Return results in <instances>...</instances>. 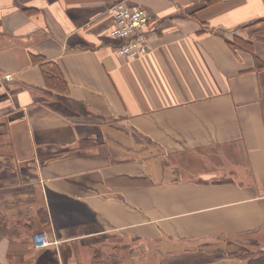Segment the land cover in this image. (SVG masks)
<instances>
[{
	"label": "crops",
	"instance_id": "0c3cea01",
	"mask_svg": "<svg viewBox=\"0 0 264 264\" xmlns=\"http://www.w3.org/2000/svg\"><path fill=\"white\" fill-rule=\"evenodd\" d=\"M118 1L0 0V264H249L264 67L226 38L264 60V0H125L151 18L136 57L110 34Z\"/></svg>",
	"mask_w": 264,
	"mask_h": 264
},
{
	"label": "built area",
	"instance_id": "2783aa9c",
	"mask_svg": "<svg viewBox=\"0 0 264 264\" xmlns=\"http://www.w3.org/2000/svg\"><path fill=\"white\" fill-rule=\"evenodd\" d=\"M109 11L114 16L115 23L110 34L118 42L116 47L118 54L136 57L152 50L147 35L150 15L145 8L132 6L122 0L114 3ZM34 242L38 247L59 243L58 240L48 241L46 238L42 240L39 234L35 235Z\"/></svg>",
	"mask_w": 264,
	"mask_h": 264
},
{
	"label": "trees",
	"instance_id": "16d2710c",
	"mask_svg": "<svg viewBox=\"0 0 264 264\" xmlns=\"http://www.w3.org/2000/svg\"><path fill=\"white\" fill-rule=\"evenodd\" d=\"M226 43L232 48H240L250 52L254 57V68L264 67V60L256 53L252 40L235 34L232 38H226ZM31 59L34 63H38L40 65L42 75L49 89L62 92L68 91L67 79L60 65L56 61L49 59L45 55L34 53L31 54ZM42 219L44 222L47 221L48 218L46 213L44 216H42ZM97 255L98 253L95 254V257H97ZM249 264H264V254H251L249 257Z\"/></svg>",
	"mask_w": 264,
	"mask_h": 264
},
{
	"label": "rangeland",
	"instance_id": "374dc122",
	"mask_svg": "<svg viewBox=\"0 0 264 264\" xmlns=\"http://www.w3.org/2000/svg\"><path fill=\"white\" fill-rule=\"evenodd\" d=\"M151 19V18H150ZM35 235H37V234H35ZM35 235L33 236V239L35 240ZM48 241H51L50 239H47ZM53 241H55V240H53ZM60 242V241H59Z\"/></svg>",
	"mask_w": 264,
	"mask_h": 264
}]
</instances>
